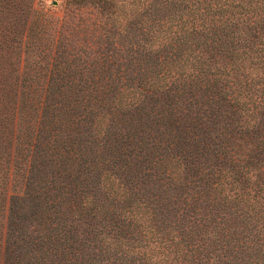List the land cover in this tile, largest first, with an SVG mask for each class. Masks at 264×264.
I'll use <instances>...</instances> for the list:
<instances>
[{
  "label": "trees",
  "instance_id": "trees-1",
  "mask_svg": "<svg viewBox=\"0 0 264 264\" xmlns=\"http://www.w3.org/2000/svg\"><path fill=\"white\" fill-rule=\"evenodd\" d=\"M47 1L0 0V264H264V0Z\"/></svg>",
  "mask_w": 264,
  "mask_h": 264
},
{
  "label": "rangeland",
  "instance_id": "rangeland-1",
  "mask_svg": "<svg viewBox=\"0 0 264 264\" xmlns=\"http://www.w3.org/2000/svg\"><path fill=\"white\" fill-rule=\"evenodd\" d=\"M58 2H59V0H58ZM53 3H54V2H52V3H51V5H52V6H54V5H55V3H54V4H53ZM47 4H49V5H50V1H49V0L47 1ZM57 6H58V4H57Z\"/></svg>",
  "mask_w": 264,
  "mask_h": 264
},
{
  "label": "water",
  "instance_id": "water-1",
  "mask_svg": "<svg viewBox=\"0 0 264 264\" xmlns=\"http://www.w3.org/2000/svg\"><path fill=\"white\" fill-rule=\"evenodd\" d=\"M54 4V3H53Z\"/></svg>",
  "mask_w": 264,
  "mask_h": 264
}]
</instances>
